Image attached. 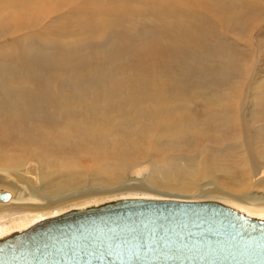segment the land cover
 Returning <instances> with one entry per match:
<instances>
[{
  "label": "rangeland",
  "instance_id": "obj_1",
  "mask_svg": "<svg viewBox=\"0 0 264 264\" xmlns=\"http://www.w3.org/2000/svg\"><path fill=\"white\" fill-rule=\"evenodd\" d=\"M96 1L100 2V0ZM103 1V4L98 5L99 9L107 2V0ZM127 8L126 14L120 8L117 14L97 15L99 23L103 25V29H101L103 36L92 38L77 47H71V42L67 39L52 40L42 39L38 36L32 37L27 41L42 39L44 42L39 51L30 53L25 56L26 59H23L22 77H18V69L13 68L7 73L9 76L5 74L0 80V83L3 81L4 84V89L0 88V100H5L3 104H0V109L21 96L26 104L23 115H18L20 117L15 120V125L22 131L9 136L0 135V146L4 143V149L10 151L16 144L14 143L15 139L23 134L24 146L35 148L38 158L46 160L50 167L51 177L41 181L42 192L46 195L79 190L77 185L84 180L94 188L93 191L81 194L75 199L60 201L63 204L43 208L40 213L55 211L65 205L84 200L80 199L83 195L91 196L87 198L110 196L102 201L116 199L111 196L118 194H122L120 198L156 199L159 197L162 198L161 200L185 202L205 199L215 201L219 200L217 198H222L234 204L245 205V202H242L244 200L239 196L242 195L243 182L251 181V178L247 173H244L241 179H237L234 176V169L242 167L237 165L238 161L235 159L233 164L228 162L232 159L233 153L222 151L224 143L234 139L223 106L228 99L226 98V100L221 93L224 88L228 90L231 85H234L235 81L246 78L240 71L244 63L250 62L251 57L252 47L245 43L247 37H252L249 36L251 30L248 31V34L244 33L250 20L243 15V17L241 15L233 16L223 12L212 14L211 17L216 21L222 36L225 38L228 36L229 45L226 43V45L220 46L215 54L208 53L203 57L194 58L195 55L194 60L187 63L180 55L178 48L164 43L168 34L182 30V20L177 15H157L160 11L156 9L150 12L149 5L144 0H128ZM3 13V8H0V22L2 23H4L2 20L4 18L1 15ZM51 17L45 20L38 29L23 34V38L50 28ZM255 26H259V23ZM2 27L0 26L1 29ZM261 32L264 33V27L261 28ZM252 35L256 41V44L253 43L252 50L255 52L256 58L258 57L260 60V70L264 72V35L259 31ZM67 38L71 39L72 37ZM5 39L8 46L12 38L6 36ZM211 41L218 43L221 39L217 37ZM233 41L235 42L233 43ZM6 45L0 46L2 53L6 52L7 47H3ZM49 46L64 50L65 53L60 54L63 57L70 56L72 50L75 49L77 54L88 59L96 65V68L88 73H84L80 69L78 75L74 76L71 74L72 70L65 67L71 63V60L64 63L63 66L59 65L57 61L60 55L57 52L48 54L46 49ZM261 47L263 48L261 49ZM259 49L260 53L263 51L260 55L258 54ZM8 52L13 56L16 55L15 51L8 50ZM8 58L10 61L12 60V63H15V58ZM35 58L41 59L36 65L33 62ZM205 59L224 60L226 63H232L236 73L232 75V79L223 78L216 81L211 78L212 80H207L208 82L204 86L202 81H194L191 72L204 67L203 60ZM255 68L256 65H253L251 71ZM263 72H261V76ZM27 73H29L28 81L25 80ZM83 74H85L84 77H82ZM59 76H63L64 79L59 81ZM163 80H167L171 88L170 97L173 100L177 97L178 100H175L177 105L172 106L169 102H165L158 109H154L150 104H159L164 100L165 93H159L155 98L150 99H146L145 94L151 97L153 90L158 89ZM73 84L88 91L85 96V104L91 113L109 114L114 118L113 123L116 122L114 126L116 131H119L117 132L119 136L107 138L104 147V143L102 144L97 139L90 140L79 131L63 130L61 134H49L51 128L56 129V126L52 127L50 121L56 115V105L50 103L48 91L54 86L59 89L68 88ZM20 87H24V91ZM262 87L261 93L252 102V104L255 102L253 113L258 118L261 106L259 103L264 102V84ZM216 88L219 94L208 101L206 96ZM130 100H133L135 104H131ZM229 102L232 101L228 100V109H230ZM210 103L214 107L209 105ZM45 105L49 107L46 108ZM249 108L252 109L251 106ZM156 110L159 111V115H152L151 118L150 113ZM176 111L180 113L185 111L177 123L182 124L190 120L191 131L195 134L186 136L182 144H177L174 147L165 148L164 142H160L156 148L151 144V141L158 137V134L163 130L161 118H168ZM172 125L176 126L175 123H166L165 128ZM0 126H2L1 123ZM260 127L264 126L259 125ZM262 131L264 132V129L261 128L260 132L262 133ZM199 135L204 138V143L200 147L197 142ZM100 138L102 139L103 136ZM109 142L110 144L106 145ZM147 144L150 145L149 150L145 151L147 156L133 157V152L146 147ZM202 147H206L209 151L206 153H209V157L205 161L180 163L182 155L194 157ZM17 148L21 149L22 145L18 144ZM256 148L259 152V160L264 161L261 142L259 145L256 144ZM214 149L219 151L217 156L211 153ZM32 174L27 175L32 177ZM126 175L127 177H125ZM123 179L143 181L147 185L138 184L119 188L117 184ZM207 180L214 181L225 190L226 194L216 191H198V186ZM15 192L13 189L0 188V194H6V196H13ZM129 194L134 195L130 196ZM154 196L156 197L154 198ZM1 201L6 202V200ZM87 204L83 203L78 206ZM227 205L229 204L227 203Z\"/></svg>",
  "mask_w": 264,
  "mask_h": 264
},
{
  "label": "bare ground",
  "instance_id": "obj_2",
  "mask_svg": "<svg viewBox=\"0 0 264 264\" xmlns=\"http://www.w3.org/2000/svg\"><path fill=\"white\" fill-rule=\"evenodd\" d=\"M144 1L148 3L150 12H153L154 9H156L160 11V13L157 15L172 14L177 15L182 20V30L175 31L174 34H168L164 40V43L173 48H178L180 55L184 58V60H186L187 63L190 60H194L196 57H203L208 53L215 54L217 53V50L220 46L226 45V43L228 44V42H230L227 41L229 40L227 39L228 36L226 38L225 36H222V32L220 31L216 21L212 19L211 15L214 13H230L233 16L243 15L246 19H249L250 23L246 25L244 33L248 34V31L251 30L249 36L252 37H247L246 40H244L246 45L248 46L249 44L252 49L253 43L255 42L256 44L252 33L259 31L264 35V33L261 32V28L264 27V0ZM103 2V0H100V2H97L96 0H0V8H3L4 11V13L1 14L2 18H4L2 19L4 20V23L0 22V26H3L2 29L0 28V46L6 45V36L12 38L8 46H3L7 47L5 53H2L0 48V80H2L3 75L9 73V71L13 68H17L18 77H22L21 71L23 68V59H26V55L28 56L30 53H34L41 49L44 42L42 39H67L71 42V45H68L71 47H77L84 42L90 41L92 38H101L103 36L101 31V29H103V25L99 23V18L97 15L103 16V13L117 14V11H119L120 8L124 10L125 14L128 12V0H107L105 5L99 9L98 5H100V3L103 4ZM49 17H51V22L49 25L50 28L23 38V34L38 29ZM257 23H259V26H255ZM34 36H38L42 39L32 42L27 41ZM67 37L72 38L68 39ZM217 37L220 38L221 41L218 43L211 41ZM234 42L235 41H233V43ZM8 47L10 48L8 49ZM262 48L263 47H261V49ZM252 49L250 62L248 64L244 63L243 68L240 71V73L245 75L246 78L235 81L234 85H231L228 90L227 88H224L223 93H221L224 95L225 99L227 98L228 100L232 101L231 103L229 102L230 109H228L227 106V99V102L223 106L225 107V113L228 116L234 139L233 141L229 140L225 142L222 146V151H230L233 153V156L231 157L232 159H230L228 162L233 164V160L235 159L238 161L237 165L242 167L241 169H234V176L237 179H241L244 173H247L251 178V181L243 182L242 195L239 196L240 199L244 200L242 202H245V205L236 203L234 204L217 197L214 198L219 200L215 201L205 199L201 201L194 200V202L178 200L173 202H212L214 204L216 203L229 207L237 212L240 216L244 215L247 218L257 222L258 239H262L261 242L264 243V161L259 160V152H257L256 148V144L259 145V142H261V147L264 151V132H260L261 128L264 129V127L259 128V125L264 126V102L259 103L261 104L259 107V118L255 116V113H253L255 102L252 104L254 99L259 96L261 90L263 89L262 85L264 84V72L260 70V60L258 57L256 58L255 52ZM8 50L15 51L16 55H11ZM46 52L48 54L57 52L59 55L61 53H65L64 50L54 48L53 46H49L46 49ZM262 52L263 51H261V53ZM261 53L259 49L258 54L260 55ZM8 57L15 58V63H12V60L10 61ZM70 60L71 63L65 67L72 70L71 74L74 76L78 75L80 69H82L84 73H88L95 70L96 68V65L91 63L88 59H85L84 57L77 54L75 49L72 50L70 56L68 57H63L60 55L57 63L63 66L64 63H67ZM40 61V58L33 59L35 65ZM203 63L204 67L201 69H194L191 74L194 76V81H202L204 86H206L205 84H207V80L211 78L216 79V81L217 79L223 78L232 79V75L236 73L234 65L232 63H226L224 60L205 59L203 60ZM253 65H256V68L255 70L251 71V67ZM261 72H263L262 76ZM28 75L29 73L26 74V81H28ZM7 76L9 75L7 74ZM84 76L85 74H83L82 77ZM260 78L261 81H259ZM58 79L61 81L64 79V77L59 76ZM211 85L212 84H210V86ZM54 87L48 91L50 103L56 105V115L50 119L52 127L56 126V129L51 128L49 130L50 135L53 133H55V135L61 134V131L63 130L79 131L90 138V140L97 139L102 144L104 143L103 147L105 142H107V138L111 139L119 136L117 133L119 131H116V127L114 126L116 125V122L115 124L113 123L114 118L111 115L101 112L91 113L86 107L85 96L88 93L86 89L75 84L69 86L68 88L64 87L56 89V87ZM0 88L4 89L3 81L0 83ZM20 89L24 91L25 88L20 87ZM170 90L171 88L167 80H163L159 84L158 89L153 90L151 97L148 94H145V98H155L157 94L165 93L163 101L155 105L151 103L150 106L154 109H158L160 105L164 104L165 102H169L172 106L177 105V102L175 101L177 97L175 100H173V98L170 97ZM216 90L211 91L210 89V95L206 96L208 101H211V99L215 98V96L219 94L218 90ZM4 101V99L0 100V104H3ZM130 103L135 104L133 100H130ZM209 105L213 106L211 103ZM249 106H251L252 109H250ZM44 107L48 108L49 106L45 105ZM25 110L26 104L23 102L22 96L15 99L14 102L6 104L2 109H0V123L2 124V126H0L1 136H9L22 131L20 127L15 125V120L20 117L18 115H23ZM184 113L185 111L182 113L176 111L175 113L168 116V118H161V121L163 122V130L158 134V137L152 139L151 144L158 148L160 142H164L165 148H171L177 144H182V141L185 140L186 136L194 135L195 132L191 131L190 120L185 121V123L178 124L179 118H182ZM150 115L151 118L152 115L158 116L159 111L156 110L150 113ZM166 123H175L176 126L172 125L169 128H165ZM100 136H103V138L101 139ZM197 142L200 144L199 147L204 143V138L202 135H199ZM14 143L16 144H14L10 151L4 149V143L2 146H0V188H6L10 190L13 189L16 191L13 196H6V194H4V200H6V202L3 203L1 201L2 199L0 200V256L5 251L10 250L13 255H24L30 259H39V256H41L43 259L46 257L48 262L45 264H68V260L75 257L77 254L80 258L79 260L84 261L89 255L90 250L103 249V237L98 235L94 237V241H96L94 242L95 245L90 247L89 242H91V238H93L91 237L92 234L82 231L84 226L89 225L94 228L96 225H98V223L93 221V218L88 220H80L81 222L77 220L76 222L75 217L72 216V214L78 212L85 214V210L95 209L107 203H112L119 200L140 198H120V195L122 194H118L111 196L112 198L116 197V199L102 201V199L110 198V196L87 198L91 196L83 195L80 197V199L84 200H79L73 204L65 205L55 211L40 213L41 209L43 208H51L63 204V202L60 201L75 199L81 194H86L93 191L94 188L91 186V184H88L87 181L84 180L82 183L77 185L80 188L79 190L64 194L46 195L44 192H42L41 181L48 180L51 177V171L48 162L38 158L35 148L24 146L23 134L16 138ZM17 143L22 145L21 149L17 148ZM108 144H110V142L106 145ZM149 146L150 145L147 144L146 147L140 148L139 150L133 152V157L137 158L147 156L145 151L149 150ZM207 152H209L207 151V148L202 147L201 150L197 151L194 157L182 155L180 157V163L188 164L193 161L203 162L209 157V153L206 154ZM211 153L216 155L219 153V151L214 149ZM30 173H33L32 177L27 175ZM125 177H127V175ZM138 184L147 185L143 181L123 179L119 184H117V186L121 188L135 186ZM197 190L200 192L216 191L221 194H226L225 190H223L212 180L203 182L198 186ZM129 195L132 196L134 194ZM155 197L156 196H154V198ZM163 198L170 199L169 197ZM156 199H160L158 201L172 202V200H161L162 198L159 197H156ZM156 199L149 198L145 200ZM83 203L88 204L85 206H78ZM227 203L229 205H227ZM82 213H80L77 217L80 216L81 219L89 218L88 216L81 215ZM67 215H69V217H66ZM63 217H66L67 219L71 218L65 220L66 222H75L76 225L80 223L79 228L81 230L75 232L74 230H70L61 233L51 232L52 230H61L66 227L72 228V224L70 223L59 222L54 224L55 226L53 225L50 227L51 229L48 227L42 231V233H35L36 238L41 237V235L48 239L62 236L56 242L51 239V241L56 244H51L50 241L45 240L38 241L30 234L28 235L29 239L24 241L25 245L13 246L12 244H4V242L9 241L10 239L14 240L15 236L28 233L29 230L35 229L42 223ZM46 231H49L47 236H45L47 234ZM99 231L103 233V228H101ZM11 264L18 263H15L12 260ZM35 264L41 263L35 261Z\"/></svg>",
  "mask_w": 264,
  "mask_h": 264
},
{
  "label": "water",
  "instance_id": "obj_3",
  "mask_svg": "<svg viewBox=\"0 0 264 264\" xmlns=\"http://www.w3.org/2000/svg\"><path fill=\"white\" fill-rule=\"evenodd\" d=\"M1 199H5L4 194H0ZM80 213L72 214L76 222L93 218L98 223L94 228L87 225L82 229L92 234L90 247L95 245L94 237L98 235L103 237V249L90 250L84 261L77 254L68 264H264V243L258 239L257 222L221 204L131 199L85 210L81 215L88 216L87 219L77 217ZM66 217L42 223L4 244L25 245L29 234L35 237V233L59 222L70 223L72 228L51 232L81 230L80 223L66 222L71 219ZM46 232L45 236L49 231ZM61 237L35 238L53 244ZM23 256L7 250L0 256V264H11L12 260L18 264L48 262L46 257Z\"/></svg>",
  "mask_w": 264,
  "mask_h": 264
}]
</instances>
